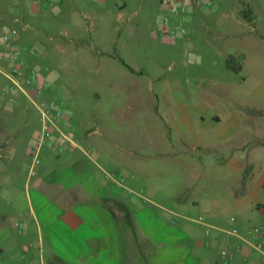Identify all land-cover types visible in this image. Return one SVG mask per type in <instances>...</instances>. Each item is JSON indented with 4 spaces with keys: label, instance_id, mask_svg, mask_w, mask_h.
<instances>
[{
    "label": "crops",
    "instance_id": "1",
    "mask_svg": "<svg viewBox=\"0 0 264 264\" xmlns=\"http://www.w3.org/2000/svg\"><path fill=\"white\" fill-rule=\"evenodd\" d=\"M8 1L10 7L18 4ZM63 3L40 0L34 7L36 14L49 5L64 15L55 39L27 18H13L22 24L17 30L0 11V37L4 30L18 32L12 47L22 53L14 65L23 74L37 66L30 54L35 38L45 48L54 42L60 61L68 50L74 55L92 48L70 33L80 25L79 14L86 20L91 15ZM94 48L99 63L122 68L115 72L119 81L97 80L104 84L91 91V103L73 80L40 71L45 96L58 102L64 116L41 148L38 165L26 161L41 128L39 112L20 102L26 96L10 91L0 75V264H220L225 232H247L262 221L264 210V201L256 199L264 179L254 184L240 145L231 141L239 118L207 117V96L187 102L171 87H150L149 104L148 90L128 82L141 72L118 53ZM5 51L0 43V67L8 68ZM97 68L91 75L101 73ZM224 124L219 134L207 133ZM156 125L165 126L163 134L155 132ZM238 241L230 237L228 244ZM236 264H264V256L246 245Z\"/></svg>",
    "mask_w": 264,
    "mask_h": 264
},
{
    "label": "rangeland",
    "instance_id": "2",
    "mask_svg": "<svg viewBox=\"0 0 264 264\" xmlns=\"http://www.w3.org/2000/svg\"><path fill=\"white\" fill-rule=\"evenodd\" d=\"M17 1L16 6L10 7L8 0H0V11L10 16V23L17 30L22 24L13 22V18H27L35 20V25L44 31V37L49 33L56 38L66 23L63 14L54 13L49 5L36 14L34 7L40 0ZM104 1L106 4L100 5L98 0H78L76 5L74 0H64L65 9L81 6L91 15L86 20L79 14L80 25L72 28L70 33L90 43L92 48L81 47L74 55L68 50L64 54L66 59L60 61L54 42L45 48L35 38L31 45L37 52L34 55L37 66L33 69L60 73L62 81L73 80L82 88L86 101L91 103V91L104 84L97 80L119 81L115 72L122 68L118 63L108 66L109 61L99 63L94 47L100 52L118 53L131 68L141 72L131 75L128 82L148 90L149 104L154 96L149 92L150 87L158 90L171 87L177 88L179 96L187 102L191 97L207 96V117H238L231 141L240 145L239 153L249 163L254 184L264 179V0H216L206 11L187 14L185 26L189 35L175 38L166 37L161 32V0ZM122 3L126 7L119 9ZM244 16H248V20ZM181 18L176 16L174 21ZM97 65L101 73L91 75ZM69 72H74L76 77H68ZM108 73L115 74V77L106 76ZM91 76L96 81L92 82ZM200 90L205 93L200 94ZM24 100L29 102L21 95L19 101ZM21 116L24 122L25 115ZM38 116L36 127H41L39 113ZM224 126L207 133L215 136ZM155 128L158 135L165 131V126L156 125ZM230 146L228 139L223 144L227 155ZM26 162L31 165L32 158ZM210 175L215 178L216 174L212 172ZM256 199L264 201V189H257Z\"/></svg>",
    "mask_w": 264,
    "mask_h": 264
},
{
    "label": "built area",
    "instance_id": "3",
    "mask_svg": "<svg viewBox=\"0 0 264 264\" xmlns=\"http://www.w3.org/2000/svg\"><path fill=\"white\" fill-rule=\"evenodd\" d=\"M215 2L216 0H161L163 8L160 24L162 34L169 38L189 35V30L185 26V16L195 11H206ZM176 16H182V18L174 21ZM17 35V30L8 29L4 30L0 37V43L6 50L5 58L12 65L8 68L0 67V75L8 80L10 91L24 94L41 116L42 125L31 149L33 163L38 165L40 163L41 148L51 138L57 120L64 116V109L56 100L45 96L47 84L38 69H31L27 74H23L21 69L14 65L15 59L22 53L20 49L12 47V40ZM36 53L35 49L30 50V54L36 55ZM15 102V98L10 99L11 105ZM62 137L66 140L70 139L67 134H62ZM199 221L202 222L203 218H199ZM230 237L239 238V241L231 246L228 244ZM222 240L227 245L220 251V264H236L246 245H249L253 251L259 252L264 256V210L260 223L245 233H242L238 227H233L225 232ZM205 247L209 248L210 243H205Z\"/></svg>",
    "mask_w": 264,
    "mask_h": 264
},
{
    "label": "trees",
    "instance_id": "4",
    "mask_svg": "<svg viewBox=\"0 0 264 264\" xmlns=\"http://www.w3.org/2000/svg\"><path fill=\"white\" fill-rule=\"evenodd\" d=\"M244 18L248 20V16H244Z\"/></svg>",
    "mask_w": 264,
    "mask_h": 264
}]
</instances>
